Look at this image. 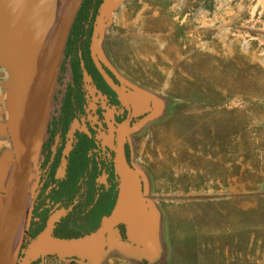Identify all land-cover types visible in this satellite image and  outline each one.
Returning <instances> with one entry per match:
<instances>
[{
    "label": "rangeland",
    "instance_id": "obj_1",
    "mask_svg": "<svg viewBox=\"0 0 264 264\" xmlns=\"http://www.w3.org/2000/svg\"><path fill=\"white\" fill-rule=\"evenodd\" d=\"M100 1L83 0L66 63L80 53L94 69ZM65 2L57 0L36 64ZM103 48L114 68L164 104L136 138L134 160L150 175L161 212V256L139 263L113 251L103 264H264V0H130ZM5 78L0 70V122ZM9 148L0 136V157Z\"/></svg>",
    "mask_w": 264,
    "mask_h": 264
},
{
    "label": "water",
    "instance_id": "obj_2",
    "mask_svg": "<svg viewBox=\"0 0 264 264\" xmlns=\"http://www.w3.org/2000/svg\"><path fill=\"white\" fill-rule=\"evenodd\" d=\"M130 0H102L90 37L93 65L121 102L135 115L147 114L140 125L163 113L162 100L126 81L107 58L103 44L114 14ZM137 1V0H131ZM83 0H66L41 57L42 41L56 18L57 0H0V70L5 90L7 119L0 122V136L11 147L0 157V264H9L12 245L26 214L32 168L44 132L56 77L71 29ZM84 76L90 81L84 62ZM107 69L113 72L116 84ZM9 166L8 187L5 181ZM118 198L112 212L99 227L78 238L54 236L53 217L47 227L25 249H18L13 264H44L55 257L68 264H103L118 251L139 263H153L161 256V212L150 196L147 174L135 162L127 161L122 143L116 150Z\"/></svg>",
    "mask_w": 264,
    "mask_h": 264
},
{
    "label": "flooded vegetation",
    "instance_id": "obj_3",
    "mask_svg": "<svg viewBox=\"0 0 264 264\" xmlns=\"http://www.w3.org/2000/svg\"><path fill=\"white\" fill-rule=\"evenodd\" d=\"M73 55L67 59L69 63L62 58L56 77L32 168L20 254L53 217L58 219L53 234L60 238H78L99 227L118 198L116 150L122 143L127 161L134 162L136 138L150 123L140 125L147 114L135 115L95 66L88 68L84 60L80 63V53L75 58ZM82 61L90 81L85 79ZM115 71L140 87L122 71ZM107 72L120 85L116 75L108 69ZM6 119L3 116L1 122Z\"/></svg>",
    "mask_w": 264,
    "mask_h": 264
},
{
    "label": "bare ground",
    "instance_id": "obj_4",
    "mask_svg": "<svg viewBox=\"0 0 264 264\" xmlns=\"http://www.w3.org/2000/svg\"><path fill=\"white\" fill-rule=\"evenodd\" d=\"M22 230H23V227H20V229H19V231H18V233L16 235V238L14 240V243L12 245V251H11L9 264H13V262H14L16 256H17L18 249H19V240H20V236H21Z\"/></svg>",
    "mask_w": 264,
    "mask_h": 264
},
{
    "label": "crops",
    "instance_id": "obj_5",
    "mask_svg": "<svg viewBox=\"0 0 264 264\" xmlns=\"http://www.w3.org/2000/svg\"><path fill=\"white\" fill-rule=\"evenodd\" d=\"M142 168V167H141ZM144 170V169H143ZM144 172L147 174L148 179H149V184H150V188H151V178L150 175H148V172H146V170H144ZM7 184V180L5 181V185Z\"/></svg>",
    "mask_w": 264,
    "mask_h": 264
},
{
    "label": "trees",
    "instance_id": "obj_6",
    "mask_svg": "<svg viewBox=\"0 0 264 264\" xmlns=\"http://www.w3.org/2000/svg\"><path fill=\"white\" fill-rule=\"evenodd\" d=\"M102 1V0H101ZM101 1H100V3H101Z\"/></svg>",
    "mask_w": 264,
    "mask_h": 264
}]
</instances>
